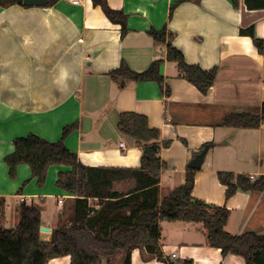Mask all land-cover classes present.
<instances>
[{
    "label": "crops",
    "instance_id": "0c3cea01",
    "mask_svg": "<svg viewBox=\"0 0 264 264\" xmlns=\"http://www.w3.org/2000/svg\"><path fill=\"white\" fill-rule=\"evenodd\" d=\"M107 2L126 16L124 26L111 21L92 0L0 7V199L5 201L0 229L19 224L22 204L41 209L42 226L52 230L42 232L46 241L54 229L74 221L77 198L57 187L59 173L71 168L50 167L43 187L25 164L11 179L5 159L14 153L16 139L36 134L58 142L64 129L75 125L63 141L83 165L139 168L143 150L118 127L122 113H138L161 131L162 142L170 143L160 151L161 201L185 183L193 170L190 163L212 144L195 170L193 197L231 210L226 229L232 235H262L264 191L238 190L227 199L218 174L244 175L252 181L264 176V122L255 129L224 126L229 116L259 113L264 104V47L259 50L251 37L241 34L253 26L264 42V9L249 10L245 0H237V6L233 0ZM163 29L167 41L157 44L150 31ZM169 43L189 64L218 69L207 95L167 61ZM157 60L163 61V85L153 80L115 82L111 77L122 64L141 73ZM133 187L128 180L114 189L125 194ZM89 201L98 209V199ZM166 224L165 231L161 225L160 240L166 260L135 250L131 264H246L242 256L224 257L221 249L208 246L203 226ZM70 263V256L49 262Z\"/></svg>",
    "mask_w": 264,
    "mask_h": 264
},
{
    "label": "trees",
    "instance_id": "16d2710c",
    "mask_svg": "<svg viewBox=\"0 0 264 264\" xmlns=\"http://www.w3.org/2000/svg\"><path fill=\"white\" fill-rule=\"evenodd\" d=\"M57 0H50L46 6ZM186 1V0H181ZM113 22L123 26L126 16L111 9L107 0H92ZM249 10L264 9V0H245ZM237 6V0H233ZM24 6L23 0H0V7ZM249 36L259 50L263 40L256 37L255 28L241 30ZM150 35L157 44H165L167 30H152ZM169 40V38H168ZM167 61L177 64L182 76L207 95L213 87L218 69L205 70L200 65L189 64L181 50L168 45ZM162 60L137 73L125 64L111 73L115 82L133 80L157 81L164 84L161 74ZM169 93V92H167ZM264 122V104L259 113H237L229 116L224 126L255 129ZM119 130L134 139L143 150L139 168L89 167L67 148L64 139L76 128L64 129L63 140L47 141L36 134L14 141L15 151L5 159L11 179L17 178L20 165H28L39 187L47 180L49 168L67 166L71 170L58 175L57 187L76 197L74 221L71 225L54 229L51 240L42 238V212L36 205L22 204L21 219L13 228L0 229V264H49L56 258L70 256V264H131L135 250L150 258L164 262L161 240V222L200 223L207 237V245L221 249L224 257L229 254L242 256L246 264H264V233L248 232L234 236L226 229L231 210L226 206L210 205L193 197L195 170H191L185 183L173 190L162 201L159 198L161 170L164 166L160 151L170 143L162 142L161 131L149 125L147 116L122 113ZM212 144L205 145L201 151ZM220 182L227 187L230 199L238 190L264 191V176L252 181L244 175L220 172ZM134 182L128 193L115 191L116 183ZM21 192V191H20ZM89 199H98V209ZM0 199V207L4 205ZM125 210H130L124 214ZM168 264H177L168 261ZM178 264H194L186 260Z\"/></svg>",
    "mask_w": 264,
    "mask_h": 264
},
{
    "label": "water",
    "instance_id": "95a60500",
    "mask_svg": "<svg viewBox=\"0 0 264 264\" xmlns=\"http://www.w3.org/2000/svg\"><path fill=\"white\" fill-rule=\"evenodd\" d=\"M50 0H23L25 6H46ZM170 44V43H169ZM209 149L206 147L201 153L196 155L193 161L190 163L189 167L193 170H198L202 167L205 157L208 153ZM52 230L48 227H41V232L50 233Z\"/></svg>",
    "mask_w": 264,
    "mask_h": 264
},
{
    "label": "built area",
    "instance_id": "2783aa9c",
    "mask_svg": "<svg viewBox=\"0 0 264 264\" xmlns=\"http://www.w3.org/2000/svg\"><path fill=\"white\" fill-rule=\"evenodd\" d=\"M69 1L72 2L75 5H80L83 2V0H69ZM121 146L123 147L124 144L122 143ZM59 203L62 204L63 201L62 200H59ZM176 257H177V255L176 254H173V258H176Z\"/></svg>",
    "mask_w": 264,
    "mask_h": 264
},
{
    "label": "rangeland",
    "instance_id": "374dc122",
    "mask_svg": "<svg viewBox=\"0 0 264 264\" xmlns=\"http://www.w3.org/2000/svg\"><path fill=\"white\" fill-rule=\"evenodd\" d=\"M162 224V230H166V226H167V224L166 223H168V221L167 222H165V221H163V222H161ZM198 225H200L201 227L203 226L202 224H200V223H197ZM116 264H118V261H117V263Z\"/></svg>",
    "mask_w": 264,
    "mask_h": 264
}]
</instances>
